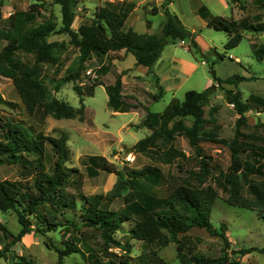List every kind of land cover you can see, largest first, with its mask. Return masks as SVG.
<instances>
[{
  "label": "rangeland",
  "instance_id": "374dc122",
  "mask_svg": "<svg viewBox=\"0 0 264 264\" xmlns=\"http://www.w3.org/2000/svg\"><path fill=\"white\" fill-rule=\"evenodd\" d=\"M125 1L76 0L71 27L75 29L79 24L90 21L97 6L108 4L121 7ZM137 1L141 2L137 10L133 12V15H137L133 25L136 31L159 34L165 19L163 6L169 8L172 5V10L183 25L195 36L197 48L192 46L188 48L187 46L190 45L188 41H183L186 46L180 45L179 42H169L164 45L163 53L161 51L163 57L167 59L174 57V59L185 62V66L189 68L190 74L187 77L177 74L176 77L181 79L165 80L163 61L156 65L155 71L158 77H162L167 86L173 85L175 91L166 90L158 99H153L152 94L149 93L154 88L155 77L153 73L143 72L144 66L135 65V58L131 53H128L123 60L115 62V66L120 64L122 67H127V72L119 73L112 65L113 61L117 60L115 57H119L116 53L109 52L100 57L92 54L75 82H62L60 79L63 76L74 73L73 70L78 64L79 52L69 43L68 34L59 31L52 32L48 36V41L55 42L53 53L46 61L38 63V71L34 78L45 90L46 102L51 97H57L78 107L80 94L84 104L83 120H80L78 116L57 118L51 111L39 106L34 113H28L17 93L12 77L0 74V116L7 120L21 122L34 133L59 135L60 132H66L69 158L65 165L77 169L78 174L77 177L73 176L72 181L67 184V191L76 193L78 196L80 194L85 196L103 194L105 195L103 203L113 209L123 207L124 196L129 190L127 185L125 189H121L120 195L115 196L118 176L106 171H99L91 176L80 158L87 154L104 156L125 175V178L127 171L145 166L158 167L165 178L171 175H185V172L178 171V165L188 170L195 167V161L174 158L169 162L162 154L168 145L164 148L160 139L158 149L155 145L141 151L133 145L151 131L143 125L147 110L162 111L172 98L181 100L188 89L202 91L213 82L212 89L207 93L208 101L204 105V116L207 120V129L216 135H203L200 144L204 152L212 156L213 163L218 164L221 169L228 168L230 152L219 141L233 136L235 121L238 117L233 105L226 99L225 89L237 90L243 100L248 99L250 109L245 112L248 123L246 131L264 134V58L262 61H257L252 52L255 45L264 42V30L241 29L243 36L240 42L232 48L225 49L227 32L225 29L214 28L206 24L202 15L200 16L195 11L197 0H173L171 5H169L170 0H161L162 2L160 0H132L135 3ZM198 1L211 14L221 15L227 20L238 21L247 17L251 22L254 20L264 22V6L259 7L256 0ZM153 6H157L158 10L151 12ZM11 17L14 21L25 22L24 28L38 24L45 18H50L56 28L62 25L60 4L54 0H0V46L7 42L4 37L6 30L10 27ZM54 37L56 39L51 40ZM15 55L27 64L34 62V54L31 52L19 50ZM219 55L223 57L220 58ZM102 66H107L106 70L100 71ZM234 74L244 76L246 79L238 81L237 84L225 81L228 76ZM118 75L122 81L121 99L128 105V111L125 112L113 111L107 104L108 96L105 85L113 84ZM213 75L219 77L222 82L213 81ZM138 78L140 80L135 83L133 79ZM123 80H125L124 83ZM159 80L156 79L158 86L162 84L161 78ZM98 81L103 84L94 85L90 93L92 85ZM135 85L142 87L138 94L130 92L136 91ZM155 93H157V88ZM191 120V117H186L184 122L189 125ZM172 143L186 156L193 152L188 139L181 133L175 134ZM128 155L131 156V160L126 159ZM50 162L51 160L46 157V167ZM25 171L27 170L18 164H2L0 165V180L5 178L25 180L28 177L27 174L23 176L22 173ZM158 191L161 195L167 194L162 182L158 185ZM222 196L223 193L219 190V197L215 200L210 212V221L218 231H220V224L226 223L227 241L218 234H210L204 228L192 227L182 238L185 244L191 246L192 252L198 255L206 257L226 255L234 264H264V254L258 250L242 252L253 246L264 247V220L254 209L228 204ZM29 217L33 228L39 225L35 215ZM59 219L61 224L56 229L46 230L44 234L33 231L22 235L10 247L14 256L0 257V264H17V261L21 260L20 257L25 258L29 264H58L56 248H63L66 239L76 242L82 250L90 247V250L98 251L102 240L92 228L81 224L78 204L75 209L67 210L59 215ZM122 228L113 236L126 244V248L120 249L112 245L107 254L100 248L102 258H106L109 252L134 257L156 250L157 255L165 262L164 264H193L189 261L186 251L183 257H179L176 243L169 242L165 246H159L156 243L149 244L132 237L128 232L130 228L128 221L123 223ZM20 229L21 225L14 210H0V248L10 241L12 236H16ZM61 264L92 263L79 252H72L63 257Z\"/></svg>",
  "mask_w": 264,
  "mask_h": 264
},
{
  "label": "trees",
  "instance_id": "16d2710c",
  "mask_svg": "<svg viewBox=\"0 0 264 264\" xmlns=\"http://www.w3.org/2000/svg\"><path fill=\"white\" fill-rule=\"evenodd\" d=\"M54 1L60 4L62 25L59 28H56L50 18L24 28L25 22L14 21L12 16L9 20L10 27L4 37L7 42L0 46V74L12 77L28 113H34L39 106L45 107L57 118L78 116L80 120L84 119V104L80 94L78 107L57 97H51L46 102V92L41 83L34 78L38 71V63L52 56L55 42L47 39L52 32L68 34L69 43L79 52L74 73L63 76L60 79L62 82H75L92 54L100 57L124 49L134 56L135 64L143 65L152 72L153 65L160 57L165 44L188 41L189 48L191 46L197 48L192 31L187 29L179 17L166 6H163L165 19L161 32L151 34L138 32L131 27L125 28L130 7L124 9L122 6L108 4L97 6L90 21L83 22L74 29L71 24L76 0ZM256 2L259 7L264 6V0H256ZM155 11L157 8L153 6L151 12ZM199 13L205 18L207 25L225 29L228 35L224 43L225 49L232 48L240 42L243 36L241 29L264 30L262 21L251 22L247 17L238 21L227 20L221 15L211 14L205 6L201 7ZM19 50L33 53L34 62L27 64L22 61L15 55ZM252 52L257 61H262L264 42L255 45ZM219 57L222 58L223 55ZM106 67L102 66L100 71L106 70ZM243 79L246 78L234 74L228 76L225 81L237 84ZM213 81L222 82L215 75ZM212 83L202 91L186 90L181 100L172 98L160 112L147 110L143 125L151 131L133 145L141 151L155 145L158 149L160 139L164 148L168 145L162 154L169 162L174 158L195 161V167L188 170L178 165V171L185 172V175H171L165 178L158 167L145 166L127 171L125 178V175L104 156L87 154L80 158L91 176L99 171L112 172L118 176L115 196L120 195L121 189H125L127 185L129 190L124 196L123 207L120 209L110 208L103 203L105 198L103 194L78 196L67 191V184L78 174L77 169L65 165L69 158L66 132H60L59 135L34 133L23 123L0 116V165L18 164L27 170L22 173L23 176L28 175L25 180L7 178L0 180V210H14L21 225L20 232L1 246L0 257L14 256L10 247L22 235L33 231L44 234L46 230L56 229L61 224L59 215L75 209L78 204L81 224L92 228L100 236L102 240L100 248L106 254L112 245L120 249L126 248V244L115 239L113 235L123 229V223L128 221L130 223L128 232L132 237L159 246L174 242L179 257H183L186 251L189 261L193 264H234L226 255L206 257L193 253L192 247L185 244V240L182 239L192 227H197L204 228L210 234H218L227 241L226 223L222 222L218 231L210 221V212L219 197V190L223 193L222 199L228 204L254 209L264 220V134L246 131L248 123L245 112L250 109V105L248 99L241 98L239 91L225 89L227 101L233 105L238 114L233 136L219 141L229 149L228 168L223 170L218 164L213 163L212 156L206 154L200 144L203 135L214 134L207 129V120L204 116V105L208 101L207 93L212 89ZM96 84L103 83L101 81L94 83L90 93ZM121 86L120 75L116 76L113 84L105 85L107 104L113 111L125 112L128 111V105L121 99ZM162 92V88L159 87L157 93L152 94V98L158 99ZM186 117H191V124L184 122ZM178 133L188 139L193 148L192 154L186 156L173 145L172 140ZM46 157L51 160L47 167ZM161 182L167 190L166 195H161L158 191ZM30 215H35L38 220L39 225L35 228L32 227ZM64 243L63 248H56L58 264H61L64 256L72 252H79L92 264L165 263L157 255L156 250L134 257L109 252L106 258H102L100 248L98 251L90 250V247L82 250L71 239H66ZM253 250L264 254V247L255 246L246 248L242 252ZM20 258L17 264H29L25 258Z\"/></svg>",
  "mask_w": 264,
  "mask_h": 264
},
{
  "label": "crops",
  "instance_id": "0c3cea01",
  "mask_svg": "<svg viewBox=\"0 0 264 264\" xmlns=\"http://www.w3.org/2000/svg\"><path fill=\"white\" fill-rule=\"evenodd\" d=\"M159 1V0H158ZM161 1V0H160ZM141 1H137L136 3L135 2H132V0H126L125 2H123L122 3V6H125V7H130V10L128 11V14H127V16H126V20H125V28H128V27H131L132 29H134L133 28V25L135 24V19H137V15L135 14V15H133V12L134 11H136L137 10V8H138V4L140 3ZM162 2V1H161ZM172 2H173V0H170V4L169 5H171L172 4ZM130 3H132V5L130 4ZM131 6H130V5ZM203 5L202 4H200V2L197 0V6H196V12H198L199 13V10H201V7H202ZM157 7V6H156ZM169 9L171 10V11H173L172 10V5H171V7H169ZM157 10H158V8H157ZM208 10V9H207ZM209 11V10H208ZM174 12V11H173ZM175 13V12H174ZM176 14V13H175ZM177 15V14H176ZM199 15H200V13H199ZM201 16V15H200ZM203 17V16H202ZM204 18V17H203ZM129 19V20H128ZM204 21L206 22V20H205V18H204ZM147 22V21H146ZM146 22H145V24H146ZM207 24V23H206ZM147 26V25H146ZM149 26V25H148ZM147 26V27H148ZM135 30V29H134ZM138 32H141V33H148V32H142V31H138ZM53 39H56V37H54V38H52L51 40H53ZM179 44L180 45H182V46H186L185 45V42H179ZM188 47V46H187ZM189 48V47H188ZM165 49L163 48V50H162V53H163V51H164ZM117 54V55H119V57H115V59H117V60H115V61H113V66H114V68H116L117 70H118V72L119 73H124V72H127V67H122L120 64H118L117 66H115V62L116 61H119V60H123L127 55H128V53H130V52H126L124 49H121V50H117V51H114V54ZM162 53H161V55H160V57L157 59V61L154 63V65H153V71L152 72H149L148 71V69H147V67H145V68H142V71L143 72H149V73H153V75H154V77H155V84H154V88H153V90L151 91V93H149V94H154L155 93V91H156V88H157V91H158V88L159 87H161L162 89H163V92H162V94L164 93V91H175V89H174V86L172 85V86H167L165 83H164V81L162 80V77H158V75H157V71H155V69H156V65L157 64H159V62H162L163 61V63H164V78H165V80H172V79H181V78H177L176 77V75L177 74H181V75H184V76H188V74H190V71H189V68L187 67V66H185V62H183V61H181V60H178V59H174V57L172 58V57H170V58H165V57H163L162 56ZM236 60H237V58H235ZM135 65H137V64H135ZM143 66V65H142ZM182 66V67H181ZM142 72V73H143ZM176 73V74H175ZM124 76H126V77H128V75L127 74H124ZM138 77H141V76H138ZM131 78V77H130ZM159 78H161V80H162V84L160 85V86H158V83H156V79L158 80V81H160L159 80ZM138 80H140L139 78L138 79H133V81L136 83ZM142 80V79H141ZM143 81V80H142ZM125 82V80H123V83ZM143 85V84H142ZM164 87V88H163ZM167 87H168V89H167ZM135 88H136V91L135 90H132V91H130L131 93L132 92H136L137 94L138 93H140L141 91H139L142 87L140 86H136L135 85ZM137 89H138V91H137ZM133 94V93H132Z\"/></svg>",
  "mask_w": 264,
  "mask_h": 264
},
{
  "label": "built area",
  "instance_id": "2783aa9c",
  "mask_svg": "<svg viewBox=\"0 0 264 264\" xmlns=\"http://www.w3.org/2000/svg\"><path fill=\"white\" fill-rule=\"evenodd\" d=\"M87 73H89V71H87ZM126 159L131 160V156L130 155L126 156Z\"/></svg>",
  "mask_w": 264,
  "mask_h": 264
}]
</instances>
